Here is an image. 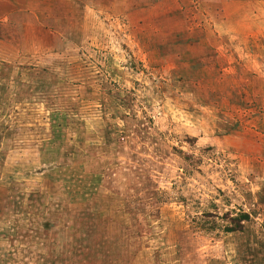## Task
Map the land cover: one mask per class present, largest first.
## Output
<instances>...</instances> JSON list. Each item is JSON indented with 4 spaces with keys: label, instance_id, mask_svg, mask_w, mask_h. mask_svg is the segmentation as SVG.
<instances>
[{
    "label": "rangeland",
    "instance_id": "374dc122",
    "mask_svg": "<svg viewBox=\"0 0 264 264\" xmlns=\"http://www.w3.org/2000/svg\"><path fill=\"white\" fill-rule=\"evenodd\" d=\"M0 264H264V0H0Z\"/></svg>",
    "mask_w": 264,
    "mask_h": 264
}]
</instances>
